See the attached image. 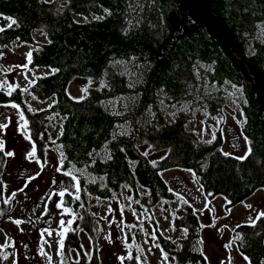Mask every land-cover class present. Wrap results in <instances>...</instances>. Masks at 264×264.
Returning <instances> with one entry per match:
<instances>
[{"label": "trees", "instance_id": "obj_1", "mask_svg": "<svg viewBox=\"0 0 264 264\" xmlns=\"http://www.w3.org/2000/svg\"><path fill=\"white\" fill-rule=\"evenodd\" d=\"M209 8L264 80V0H210ZM0 15L13 18L0 30V46L35 47L28 67L50 71L29 88L33 98L52 100L26 117L38 156L43 160L47 149L58 146L63 167L86 171L78 182L93 198L141 188L135 199L150 209L172 199L161 176L172 169L189 171L204 196L221 197L227 207L264 191V104L251 76L193 20L186 0H0ZM35 33L46 43L38 44ZM76 79L88 82L80 100L68 94ZM232 88L241 97L234 98L243 118L241 134L251 142L243 160L223 154L220 131L205 142L186 128L195 112L221 115ZM55 123L59 134L52 140L48 127ZM79 196V228L90 234ZM173 224L185 233L179 248L163 240L174 264H207L193 207L181 204ZM235 234L249 264H264V216L238 226ZM69 248L81 254V264H98L94 255L84 262L75 232L65 237L64 253Z\"/></svg>", "mask_w": 264, "mask_h": 264}, {"label": "rangeland", "instance_id": "obj_2", "mask_svg": "<svg viewBox=\"0 0 264 264\" xmlns=\"http://www.w3.org/2000/svg\"><path fill=\"white\" fill-rule=\"evenodd\" d=\"M76 20L82 23L88 21L82 17ZM8 26L9 20L0 15V30ZM34 37L38 44L46 43L40 33H35ZM34 48L20 43L0 47V109L4 110L0 116V125H4L0 128V136L5 133L9 140L7 147L0 143V246H3L0 247V264H13V261L15 264H81L78 251L69 248L64 253V241L69 232L77 234L85 263L94 255L98 264H174L172 255L158 245L157 239L160 236L179 248V240L185 233L177 229L173 221L176 209L184 202L193 207L201 224L198 247L207 264H249L238 250L235 230L252 219L256 220L257 213L264 211V191L255 193L242 204L227 207L221 197L204 196L189 171L172 169L161 174L172 189V199L148 209L134 198L137 193L138 196L143 194L141 188L137 189V193L123 189L107 199L90 196L78 182L79 176L86 177V171L63 167L58 146L47 149L43 160L34 156L35 147L25 119L18 105L10 101V96L16 93L19 97L15 100L23 102L31 112L45 109L52 103L51 100L41 102L33 98L29 91L37 76L50 73L47 69L28 67V54ZM85 86L88 82L76 79L69 85L68 94L72 98L84 96ZM235 97L241 98L232 88L221 115L210 117L195 112L186 128L205 142L211 141L215 132L220 131L222 151L240 157L246 156L249 147L241 134L243 118ZM48 131L55 140L59 124L51 125ZM233 134L239 139L237 147L230 144ZM7 152L13 155L8 156ZM53 181L56 184L52 185ZM63 189L67 191L61 196ZM46 191L54 192V201L46 200L45 205L55 218L51 227L42 225L33 230L27 216L32 215V209ZM80 194L89 214L90 234L79 228L80 203L77 199ZM65 195H68L71 204L64 203ZM5 200L8 202L4 203ZM22 210L29 213L25 215ZM17 219L20 224L15 223ZM68 220L72 223L68 224ZM64 228L68 231L64 233L61 246L60 232ZM26 247L29 249L26 250Z\"/></svg>", "mask_w": 264, "mask_h": 264}, {"label": "water", "instance_id": "obj_3", "mask_svg": "<svg viewBox=\"0 0 264 264\" xmlns=\"http://www.w3.org/2000/svg\"><path fill=\"white\" fill-rule=\"evenodd\" d=\"M210 0H186L189 14L196 23L203 24L210 35L214 37L222 46L226 54L231 55L234 65L243 72L245 76H251L254 83L252 84L253 90L258 94L260 101L264 104V80L257 72V70L251 65L247 64L240 53L238 52L237 45L232 33L228 28L211 12L209 8ZM230 144L232 147L239 145V139L235 138L236 134H233ZM55 181L52 182V185ZM53 194L49 197V201L53 202ZM41 206L38 205L32 211L34 213L39 212ZM46 214V213H45ZM45 226H52V219L46 221ZM28 250V247L25 248Z\"/></svg>", "mask_w": 264, "mask_h": 264}, {"label": "flooded vegetation", "instance_id": "obj_4", "mask_svg": "<svg viewBox=\"0 0 264 264\" xmlns=\"http://www.w3.org/2000/svg\"><path fill=\"white\" fill-rule=\"evenodd\" d=\"M18 42H15L13 44H16ZM13 44L11 45H7V46H12ZM0 47H3V46H0ZM19 96L16 94V93H13L11 96H10V101H13L14 103H16L19 107V112H21V116L25 119L26 121V117L32 113L30 110H28V108L24 105L23 102H17L15 99H17ZM14 98V99H13ZM50 106V105H49ZM48 106V107H49ZM48 107H46L45 109H47ZM45 109H41V110H45ZM41 110H38V111H41ZM36 112V111H35ZM4 113V110L0 109V116ZM27 125V124H26ZM27 129H28V132H29V137H30V140L33 142L34 144V147H35V152H34V156L41 160L40 157L38 156V153H37V144L35 143L34 139L32 138L31 136V133H30V130L28 128V125H27ZM4 132V131H3ZM1 134V133H0ZM7 138V135L5 133L2 134V136H0V143L1 144H4V147H7V145L9 144V140L6 139ZM56 184V183H55ZM48 194L51 196V194H54L53 191H46L43 193V195L41 196V199L39 200L38 202V205L41 206V210L39 212H36L34 213L32 211V215H28L27 217L29 218V222L31 223L32 225V229H37L38 227H41L42 225H45L46 221L49 220V219H52V223H53V220L55 218L54 214L51 212V210L45 205V202L46 200H49V197H48ZM136 196V195H135ZM134 196V198H135ZM54 201V199H53ZM37 205V206H38ZM22 213L23 214H27L29 213L28 210H22ZM46 213V214H45ZM163 240L160 236L159 238L157 239L158 241V245H161L162 248H163ZM29 249V248H28ZM164 249V248H163ZM165 250V249H164ZM166 251V250H165ZM167 252V251H166ZM173 262L175 263V258L173 257Z\"/></svg>", "mask_w": 264, "mask_h": 264}, {"label": "snow or ice", "instance_id": "obj_5", "mask_svg": "<svg viewBox=\"0 0 264 264\" xmlns=\"http://www.w3.org/2000/svg\"><path fill=\"white\" fill-rule=\"evenodd\" d=\"M105 11L107 12V11H109V10H108V9H105ZM8 19L12 20L13 18H12V17H8ZM13 23H15L14 20H13ZM0 55H2V53H0ZM28 56H29V58H30V57H31V53H29ZM24 67H27V65H24ZM88 79H89V82L91 83L92 78L89 77ZM104 84H105V81L102 80V81H101V86H104ZM86 89H87V86H85V90H86ZM83 98H84V97L81 96V97L73 98V99L80 100V99H83ZM13 107H16V105L13 104ZM25 124H27V121H25ZM2 127H4V125H0V128H2ZM245 140H246V142H248L249 144L251 143V142L249 141V139H248L247 136H245ZM149 147L151 148L152 145H149ZM121 150L123 151V149H121ZM250 151H251V148L249 147L248 152H250ZM248 152H246L245 155H247ZM223 154H224L225 156H228V155H229V153H227V152H225V153H223ZM6 155H8V156H12L13 153H12V152H7ZM89 155H91V153H89ZM166 155H167V153H166ZM244 158H245V156L237 157V159H240V160H243ZM160 159H163V157H161ZM153 163H155V162H153ZM36 175H39V173H37ZM31 178H32V177H29V179H31ZM73 179H75V177H73ZM65 191H67V189H63V190H61L60 195L63 196ZM169 191H172V189L170 188ZM13 195H15V192H13ZM128 199L131 200L132 197L129 196ZM7 202H8L7 200L4 201V203H7ZM137 203H139V202H137ZM249 207H250V206H249ZM65 211L67 212V211H69V209H65ZM134 214H135V213H134ZM261 216H264V211L257 213V218H259V217H261ZM249 222L252 223V224H255V220H254V219L250 220ZM15 223H16V224H20L21 221H20L19 219H17V220L15 221ZM67 223H68V224H71L72 221H71V220H68ZM61 225H63V222H61ZM67 231H68V229H67V228H64V230H63L62 232H60L61 246H62V240H63L64 233L67 232ZM185 231H187V229H185ZM227 246H228V245H225V247H227ZM0 247H3V246H0ZM58 254H59V253H58ZM165 255H166V254H165ZM138 259H139V258H138ZM245 259H247V257H245ZM13 264H15V261H13ZM222 264H223V262H222Z\"/></svg>", "mask_w": 264, "mask_h": 264}, {"label": "bare ground", "instance_id": "obj_6", "mask_svg": "<svg viewBox=\"0 0 264 264\" xmlns=\"http://www.w3.org/2000/svg\"><path fill=\"white\" fill-rule=\"evenodd\" d=\"M40 77V76H39ZM30 85V84H29ZM26 93V92H25ZM26 96V95H25ZM52 101V100H51ZM47 106V105H46ZM213 116V115H212Z\"/></svg>", "mask_w": 264, "mask_h": 264}]
</instances>
